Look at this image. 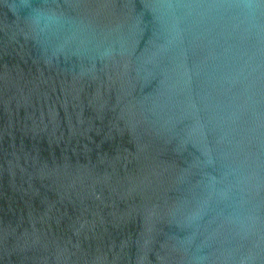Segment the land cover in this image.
Wrapping results in <instances>:
<instances>
[{
    "label": "water",
    "instance_id": "95a60500",
    "mask_svg": "<svg viewBox=\"0 0 264 264\" xmlns=\"http://www.w3.org/2000/svg\"><path fill=\"white\" fill-rule=\"evenodd\" d=\"M0 264H264V0H0Z\"/></svg>",
    "mask_w": 264,
    "mask_h": 264
}]
</instances>
